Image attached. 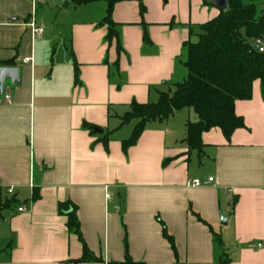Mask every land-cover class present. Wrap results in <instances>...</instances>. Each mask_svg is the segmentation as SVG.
<instances>
[{
  "label": "crops",
  "instance_id": "crops-1",
  "mask_svg": "<svg viewBox=\"0 0 264 264\" xmlns=\"http://www.w3.org/2000/svg\"><path fill=\"white\" fill-rule=\"evenodd\" d=\"M69 1L0 0V69L15 68L19 77L0 92V185L4 199L17 201L1 211L0 264L81 259L83 244L59 213L68 201L77 207L85 245L101 259L84 264L127 257L145 264H264V248H257L264 245L260 81L249 101L236 103L245 128L229 141L213 129L203 134L202 150L191 151L182 143L187 124L198 122L191 109L183 130L171 120L185 110L149 124L127 154L122 150V118L130 105L156 103L160 92L186 80L185 43H197L196 29L222 10L213 0H143L141 17L137 2L120 3L113 14L123 50L118 54L116 43L105 41L107 28L97 27L106 3L66 6ZM61 14L64 23L70 20L62 33H47L38 21ZM32 20L44 28L40 40L28 28ZM35 191L40 198L33 202ZM211 231L221 236V247Z\"/></svg>",
  "mask_w": 264,
  "mask_h": 264
},
{
  "label": "trees",
  "instance_id": "trees-1",
  "mask_svg": "<svg viewBox=\"0 0 264 264\" xmlns=\"http://www.w3.org/2000/svg\"><path fill=\"white\" fill-rule=\"evenodd\" d=\"M104 2L107 5L106 16L97 24V27H106L105 41L108 46L117 45L118 54H121L118 24L113 20L116 6L124 2H137L140 15L144 17L146 7L143 0H70L66 6H86ZM227 10L221 11L214 20L199 27L198 42L185 43L188 71L186 80L172 88L159 93L156 103L139 104L133 102L129 111L122 118V125L135 122L131 137L122 143L125 154L134 147L147 126L151 123L167 121L175 113L183 110H194L198 117L197 123L187 124V134L182 141L191 151H201L203 148V134L220 129L229 141L239 129L245 128L243 118L235 113V105L239 101H249L252 98L253 86L260 81L264 85V55L254 51L255 42L264 37V0H227ZM144 29L146 25L142 24ZM192 36V33L191 35ZM144 41H148L145 31ZM75 84L79 85V66L75 59ZM11 65V63H8ZM116 68L119 69L118 64ZM91 129V127H88ZM108 138L103 141L107 148ZM166 161L164 165H167ZM39 193L34 192L32 201L39 199ZM17 204L15 198L6 200L0 185V220L1 211L10 209ZM77 207L72 202L59 205V213L67 217L69 233L78 236L83 244V256L74 261V264L101 262L85 245L81 235L80 222L77 216ZM212 232L213 242L222 246L219 234ZM163 236L176 252L175 243L163 228ZM111 264H145L134 262L127 257L124 262ZM221 264H229L223 260Z\"/></svg>",
  "mask_w": 264,
  "mask_h": 264
},
{
  "label": "rangeland",
  "instance_id": "rangeland-1",
  "mask_svg": "<svg viewBox=\"0 0 264 264\" xmlns=\"http://www.w3.org/2000/svg\"><path fill=\"white\" fill-rule=\"evenodd\" d=\"M102 3H104V2H102ZM63 17H64V15H62V14L58 18H57V15L53 16L52 18L46 17L43 15L42 17H39L38 21L43 25V27L46 29L47 33H51L52 31H55L56 33H62L66 29L65 24H66L67 28H70V20L67 18V20H65V23H64ZM197 32H199L198 28L196 29L195 33H197ZM62 44H63V41L59 42V44L57 45V49H60ZM111 75L113 77L116 75V71L114 69L112 70ZM8 85H9V81L6 84V87ZM152 102H155V101H152ZM187 113H190V110H185L183 112H180V113L176 114L175 118H172L171 121H173V123H175V122L179 123L177 126V129L180 127V124H181V130H183V123H184V120L187 118ZM114 123H116V122H114V120H112V124H114ZM134 126H135V122H132L131 124L126 125L124 127V129L122 130L121 136H124L125 140L130 138L131 133L134 129ZM196 157H197L196 153H194L193 154V162H192L193 164L197 163L196 162L197 160H195Z\"/></svg>",
  "mask_w": 264,
  "mask_h": 264
},
{
  "label": "water",
  "instance_id": "water-1",
  "mask_svg": "<svg viewBox=\"0 0 264 264\" xmlns=\"http://www.w3.org/2000/svg\"><path fill=\"white\" fill-rule=\"evenodd\" d=\"M216 6L222 10L225 11L227 10V0H213ZM255 52H259V49L257 46L253 47ZM11 82L12 85H15L19 82V77H18V70L15 68H1L0 69V92L3 93L5 86L7 82ZM96 134L103 135L104 131L98 128L94 129Z\"/></svg>",
  "mask_w": 264,
  "mask_h": 264
},
{
  "label": "built area",
  "instance_id": "built-area-1",
  "mask_svg": "<svg viewBox=\"0 0 264 264\" xmlns=\"http://www.w3.org/2000/svg\"><path fill=\"white\" fill-rule=\"evenodd\" d=\"M28 28H29V30L31 32V35H32L34 40H40L42 38V36L44 34V28L39 26L35 21L32 20L28 24ZM255 46H257L258 49H259L258 53L264 55V37L259 39V40H257L255 42ZM24 62L28 64V63L31 62V59H26ZM4 98H5V100L7 102H10V100H11V96L10 95H5ZM208 181H209V183H211V182H213V179L210 178ZM193 185L194 186H200L201 182L199 180H196V181L193 182ZM12 193H13L12 190H10L9 194H12ZM19 212H24V209L20 208ZM257 248H259V249L264 248V245L263 244L257 245Z\"/></svg>",
  "mask_w": 264,
  "mask_h": 264
}]
</instances>
